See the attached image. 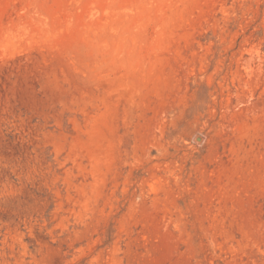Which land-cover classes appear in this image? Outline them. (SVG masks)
<instances>
[{
    "label": "rangeland",
    "instance_id": "1",
    "mask_svg": "<svg viewBox=\"0 0 264 264\" xmlns=\"http://www.w3.org/2000/svg\"><path fill=\"white\" fill-rule=\"evenodd\" d=\"M0 264H264V0H0Z\"/></svg>",
    "mask_w": 264,
    "mask_h": 264
}]
</instances>
